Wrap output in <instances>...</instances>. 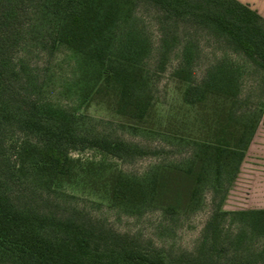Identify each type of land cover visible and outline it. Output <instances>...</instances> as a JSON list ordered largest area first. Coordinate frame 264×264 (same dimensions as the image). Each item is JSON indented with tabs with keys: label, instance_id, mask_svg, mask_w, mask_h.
I'll return each instance as SVG.
<instances>
[{
	"label": "trees",
	"instance_id": "obj_1",
	"mask_svg": "<svg viewBox=\"0 0 264 264\" xmlns=\"http://www.w3.org/2000/svg\"><path fill=\"white\" fill-rule=\"evenodd\" d=\"M9 1L1 17L10 25L5 31L0 27V46L10 52L15 49V83L1 79L7 86L0 88V130L13 128L15 141L0 140L3 158L14 156L13 169L0 164V264H213L192 253L170 259L150 249L110 245L111 230L98 218L80 210L47 211L39 201L48 200L49 194L37 203L31 194L67 185L124 211L158 208L174 215L197 208L203 188L209 185L215 192L222 190L217 203L221 208L264 113V109L239 111L237 69L219 60L197 80L191 72V55L185 52L175 71L185 111L179 118L169 113L161 127L152 79L142 57L147 46L143 38H136L140 32L135 26L120 33L124 24L132 23L134 0ZM150 1L173 18L220 35L225 44L264 68V17L248 4ZM56 46H64L76 58L74 90L80 104L104 108L134 129L187 138L194 145L191 155L183 163L157 164L138 176L104 160L72 157L70 150L85 147L115 158L138 149L105 134L82 132L74 110L40 100L29 89L35 88L33 81L21 75L26 71V53ZM5 62L0 63L2 68L10 63ZM9 178H15V189L9 187ZM28 179L36 185L31 193L20 187ZM220 212L233 215L241 227L220 243L213 233L209 258L217 247L219 253L223 251L221 264H264V207Z\"/></svg>",
	"mask_w": 264,
	"mask_h": 264
},
{
	"label": "rangeland",
	"instance_id": "obj_2",
	"mask_svg": "<svg viewBox=\"0 0 264 264\" xmlns=\"http://www.w3.org/2000/svg\"><path fill=\"white\" fill-rule=\"evenodd\" d=\"M135 6L130 25H123L120 33L131 26L137 27L147 50L142 53L143 62L152 79V92L155 112L161 127L167 122L169 113L180 117L184 114L180 98V80L177 66L181 56L186 52L191 55V72L198 80L204 69L224 60L238 71V107L239 111L251 113L264 109V68L245 57L232 46L223 42L220 35L196 26L186 19L171 17L150 0H134ZM9 0H0V27L2 31L10 25V20L1 17L9 9ZM1 32V31H0ZM123 36V35H122ZM121 37V36H120ZM125 37V36H123ZM0 37V44L3 42ZM7 46H0L5 51ZM0 54V63L6 59L9 63L2 68L0 64V88L7 86L1 79L15 83L12 65L15 62V49ZM7 57V58H6ZM26 71L35 88H29L44 101L74 110L79 118V129L87 134H105L137 147L135 154L115 158L94 148L70 150L72 157L82 160H104L124 173L142 175L150 167L161 163H183L194 150L193 143L187 138H179L160 131H145L129 127L122 119L112 116L104 108L91 106L85 108L75 92L76 58L64 46L52 50L31 48L26 53ZM4 73V74H3ZM6 75V76H5ZM3 82V83H2ZM12 84L11 82H7ZM178 124V123H177ZM179 127V126H178ZM176 130H180V128ZM174 130V129H173ZM182 130V129H181ZM187 131V130H186ZM190 132V130L188 129ZM192 131V130H191ZM191 133V132H190ZM194 132L192 131V134ZM0 140L15 141V130L8 127L0 130ZM1 152V151H0ZM0 153L2 168L12 167L14 156L9 160ZM10 173V170L8 171ZM9 187L15 189V178H9ZM22 183L20 187L31 193V182ZM225 190V189H224ZM223 190V191H224ZM49 194V199H39ZM222 190L215 192L209 185L203 188L200 203L194 210L181 211L166 215L158 208H147L133 213L110 206L94 195L79 188L63 185L52 188L49 192L32 191L34 201L47 211L68 214L72 211L87 213L111 230L108 240L110 245L136 246L162 252L170 259L183 253H192L193 257L207 259L208 263L221 264L223 251L215 252L209 258L208 249L212 246V236L216 233L218 240L224 242L228 235L238 230L241 224L231 214L220 211H232L243 208L260 207L264 204V113L253 138L246 150L237 177L228 187L221 208L217 203ZM258 244H254L257 246ZM253 257L258 260L257 254ZM261 260V258H259Z\"/></svg>",
	"mask_w": 264,
	"mask_h": 264
},
{
	"label": "crops",
	"instance_id": "obj_3",
	"mask_svg": "<svg viewBox=\"0 0 264 264\" xmlns=\"http://www.w3.org/2000/svg\"><path fill=\"white\" fill-rule=\"evenodd\" d=\"M245 4H248L253 9H256L264 17V0H239ZM264 207V204L259 205Z\"/></svg>",
	"mask_w": 264,
	"mask_h": 264
}]
</instances>
